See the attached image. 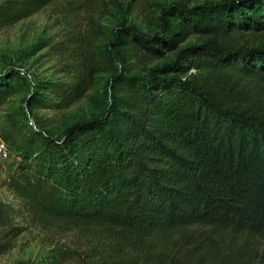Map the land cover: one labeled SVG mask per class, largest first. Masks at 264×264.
I'll use <instances>...</instances> for the list:
<instances>
[{
    "label": "trees",
    "instance_id": "obj_1",
    "mask_svg": "<svg viewBox=\"0 0 264 264\" xmlns=\"http://www.w3.org/2000/svg\"><path fill=\"white\" fill-rule=\"evenodd\" d=\"M57 1L5 0L0 28ZM126 30L153 54L206 40L144 77L118 75L117 123L95 118L60 138L0 127L18 158L7 187L39 226H105L146 242L207 226L240 243L208 264H264V0L172 3L158 33ZM93 83L94 72L56 83L50 106L69 107ZM10 95L0 87V109ZM15 212L0 201V228L18 234Z\"/></svg>",
    "mask_w": 264,
    "mask_h": 264
},
{
    "label": "rangeland",
    "instance_id": "obj_2",
    "mask_svg": "<svg viewBox=\"0 0 264 264\" xmlns=\"http://www.w3.org/2000/svg\"><path fill=\"white\" fill-rule=\"evenodd\" d=\"M207 1L221 0H62L0 28V87L11 91L0 109V127L14 124L39 138H60L76 123L103 117L117 123L118 113L125 111V95L114 84L118 75L144 77L150 69L173 62L180 48L206 40L190 37L174 51L153 54L126 29L158 33L159 17L172 3L191 7ZM256 40L249 39L250 45ZM8 71L11 74L5 75ZM81 72H94L86 96L69 107L50 106L56 103L47 96L51 87ZM11 153L13 158L0 165V201L16 211L19 233L0 228V264H208L240 244L199 225L147 242L105 226H39L7 187L18 161Z\"/></svg>",
    "mask_w": 264,
    "mask_h": 264
},
{
    "label": "built area",
    "instance_id": "obj_3",
    "mask_svg": "<svg viewBox=\"0 0 264 264\" xmlns=\"http://www.w3.org/2000/svg\"><path fill=\"white\" fill-rule=\"evenodd\" d=\"M21 74H25L22 70ZM29 125H33V121L31 119L28 120ZM13 158V154L8 146V144L0 137V165L9 162ZM18 159V158H16Z\"/></svg>",
    "mask_w": 264,
    "mask_h": 264
}]
</instances>
